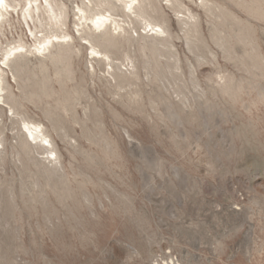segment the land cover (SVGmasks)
<instances>
[{
    "label": "rangeland",
    "instance_id": "obj_1",
    "mask_svg": "<svg viewBox=\"0 0 264 264\" xmlns=\"http://www.w3.org/2000/svg\"><path fill=\"white\" fill-rule=\"evenodd\" d=\"M7 1L0 264H264V0H159L168 36L109 42L85 0L37 37Z\"/></svg>",
    "mask_w": 264,
    "mask_h": 264
},
{
    "label": "bare ground",
    "instance_id": "obj_2",
    "mask_svg": "<svg viewBox=\"0 0 264 264\" xmlns=\"http://www.w3.org/2000/svg\"><path fill=\"white\" fill-rule=\"evenodd\" d=\"M53 1L27 0V2L23 6H21V14L18 13V15L29 26L28 29H30V32L32 33L31 35L36 36L34 31L30 28L29 19L31 21H34L37 16L38 21L41 22L42 20L40 13L43 15H47L50 24L52 26L58 27L61 30L64 24L63 20L65 18L64 13L66 4L64 2L55 4ZM157 1L159 0H85L83 1L82 6H78L77 15L79 22H81L80 24L78 23V25H81L83 27L82 29H85V27L87 26L91 31L94 28L95 31L103 32L108 42L114 38L130 39L132 37V33L131 29L127 25V20H125V17H127L132 20L129 23H134L133 19L135 21H141V23L144 24V29L147 35H150L154 38L156 37L158 39H163V37L168 36L169 29L164 25V17H162L161 15H152V12H155L157 10ZM166 1L167 5L168 3L173 5L176 0ZM18 6L19 5H13L9 3L7 0H0V30L3 27L1 21H4V19L7 18V16L10 14V9L16 11ZM119 15L123 16V18H119ZM190 17L193 16L190 15ZM66 18L65 20H67ZM67 36V34L64 35L65 38ZM60 38L61 36H56V41ZM53 45L54 40L52 39V37H46L43 41H41L40 46L37 47L36 50L37 52L45 53L46 51L50 50V47H52ZM23 48V45H19L18 47L7 51L5 53L7 61L15 59L18 54L21 53ZM91 49L93 57H98L100 59L108 61L109 64L112 62L113 56L109 50L97 49L94 45L91 46ZM5 64L8 65L7 62H5ZM1 70L2 66L0 65V80L2 78ZM24 123L25 128L27 129L32 139L48 140L49 135L42 129L41 124L35 123L34 121H27ZM50 152L51 154H56V150L54 148H52Z\"/></svg>",
    "mask_w": 264,
    "mask_h": 264
}]
</instances>
